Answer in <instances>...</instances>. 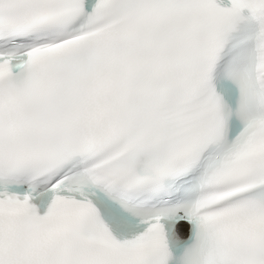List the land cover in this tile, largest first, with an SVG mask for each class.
Here are the masks:
<instances>
[{"label": "snow or ice", "instance_id": "snow-or-ice-1", "mask_svg": "<svg viewBox=\"0 0 264 264\" xmlns=\"http://www.w3.org/2000/svg\"><path fill=\"white\" fill-rule=\"evenodd\" d=\"M0 264H264V0H0Z\"/></svg>", "mask_w": 264, "mask_h": 264}]
</instances>
